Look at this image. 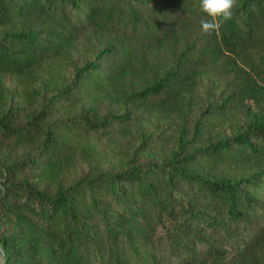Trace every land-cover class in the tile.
Masks as SVG:
<instances>
[{
    "label": "trees",
    "instance_id": "16d2710c",
    "mask_svg": "<svg viewBox=\"0 0 264 264\" xmlns=\"http://www.w3.org/2000/svg\"><path fill=\"white\" fill-rule=\"evenodd\" d=\"M232 11L197 46L199 0H0V264H264V0Z\"/></svg>",
    "mask_w": 264,
    "mask_h": 264
},
{
    "label": "clouds",
    "instance_id": "9594fccd",
    "mask_svg": "<svg viewBox=\"0 0 264 264\" xmlns=\"http://www.w3.org/2000/svg\"><path fill=\"white\" fill-rule=\"evenodd\" d=\"M235 0H199V10L203 14L199 20L200 31L213 34L222 27L224 21L233 16Z\"/></svg>",
    "mask_w": 264,
    "mask_h": 264
},
{
    "label": "rangeland",
    "instance_id": "374dc122",
    "mask_svg": "<svg viewBox=\"0 0 264 264\" xmlns=\"http://www.w3.org/2000/svg\"><path fill=\"white\" fill-rule=\"evenodd\" d=\"M168 21L176 26L179 30L187 33L190 40L197 41V46L200 44L201 38L204 37V33L200 31L199 21H193L191 24H187L183 19L177 14L172 13L167 17ZM220 79H217L213 74H206L203 80V85L200 87V92L203 93L212 88V85L220 86ZM20 156H25V153H20ZM217 264V263H215Z\"/></svg>",
    "mask_w": 264,
    "mask_h": 264
}]
</instances>
